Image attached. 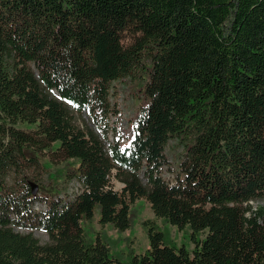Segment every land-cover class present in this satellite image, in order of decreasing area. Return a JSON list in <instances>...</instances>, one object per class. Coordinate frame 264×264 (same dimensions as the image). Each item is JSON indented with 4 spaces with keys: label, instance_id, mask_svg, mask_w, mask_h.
Segmentation results:
<instances>
[{
    "label": "trees",
    "instance_id": "trees-1",
    "mask_svg": "<svg viewBox=\"0 0 264 264\" xmlns=\"http://www.w3.org/2000/svg\"><path fill=\"white\" fill-rule=\"evenodd\" d=\"M136 77L133 135L105 149L75 116H116L111 84ZM46 154L77 193L27 179ZM263 200L264 0H0V264H125L83 222L123 232L140 201L193 249L145 220L127 264H264Z\"/></svg>",
    "mask_w": 264,
    "mask_h": 264
},
{
    "label": "rangeland",
    "instance_id": "rangeland-1",
    "mask_svg": "<svg viewBox=\"0 0 264 264\" xmlns=\"http://www.w3.org/2000/svg\"><path fill=\"white\" fill-rule=\"evenodd\" d=\"M125 42L127 44L129 41L125 39ZM143 86L144 81L139 77H136L135 80L123 79L113 82L111 84L110 102L117 110V115L102 118L99 114L93 117L87 112L83 115H76V123L81 129H90L99 137H101L102 131L106 129L108 132V141L114 142V137L118 135L119 142H121L122 145L126 144L131 138L134 121L143 105V100L139 91ZM182 153L183 147L180 143L177 140H171L165 150V154L175 170ZM40 163L42 169L25 171V176L28 180L32 183L42 185L46 191L60 197H71L78 192V190H75L74 181H68V179H66L68 169L77 166L75 162L58 161L51 155L46 154L45 157L40 158ZM163 176L165 179L173 178L168 172H165ZM112 186L116 190L121 188V185L115 181H112ZM257 205L264 207V200L252 203L254 207ZM35 206L40 207L42 205H39V202H37ZM132 209L130 226L123 232L115 230L111 225L101 227L98 224L99 212L96 209L93 219L83 222L86 238L94 242L96 236L99 235L100 239L107 244L110 256L127 264L131 261L132 256L142 255L145 250L149 248L147 228L143 225V221L151 220L156 222L160 230L165 229L169 232L170 240L168 244H175L178 247L184 246L191 252L193 244L190 241V231L187 228L178 231L175 227L164 225L160 220L155 219L149 206L145 202L140 201L136 203ZM19 231L21 233L28 232L23 230ZM32 234L40 244L49 243V238L45 232L41 230H32ZM203 236L202 234L201 238H203Z\"/></svg>",
    "mask_w": 264,
    "mask_h": 264
},
{
    "label": "built area",
    "instance_id": "built-area-1",
    "mask_svg": "<svg viewBox=\"0 0 264 264\" xmlns=\"http://www.w3.org/2000/svg\"><path fill=\"white\" fill-rule=\"evenodd\" d=\"M119 141H120L119 137H118V135H116L114 137V142H119ZM114 142L108 141L107 139L103 140L104 148L107 149L110 146V144H113ZM73 184H75V190H78V187H79L78 184L77 183H73ZM39 205H42V204L39 203ZM36 209H37V207L34 205V211H36ZM39 209L44 212L46 207H45V205H42V206L39 207Z\"/></svg>",
    "mask_w": 264,
    "mask_h": 264
}]
</instances>
